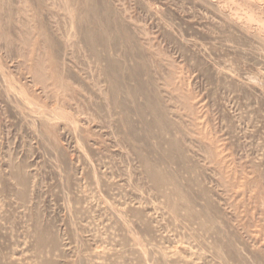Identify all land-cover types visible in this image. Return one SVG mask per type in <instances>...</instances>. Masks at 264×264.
<instances>
[{"label": "rangeland", "instance_id": "rangeland-1", "mask_svg": "<svg viewBox=\"0 0 264 264\" xmlns=\"http://www.w3.org/2000/svg\"><path fill=\"white\" fill-rule=\"evenodd\" d=\"M0 264H264V0H0Z\"/></svg>", "mask_w": 264, "mask_h": 264}]
</instances>
